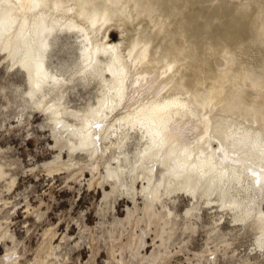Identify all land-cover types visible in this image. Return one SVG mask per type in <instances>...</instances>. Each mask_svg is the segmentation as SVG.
Returning a JSON list of instances; mask_svg holds the SVG:
<instances>
[{
    "label": "bare ground",
    "instance_id": "1",
    "mask_svg": "<svg viewBox=\"0 0 264 264\" xmlns=\"http://www.w3.org/2000/svg\"><path fill=\"white\" fill-rule=\"evenodd\" d=\"M152 1L0 0V56L22 71L23 108L45 116L58 149L45 165L50 172L75 171L73 176L87 168L88 186L101 188L103 204H109L100 209L98 225L105 264H162L176 237L201 225L207 244L224 238L225 222L249 234L263 259L264 111L258 106L264 100L258 87H244L262 73L264 12L255 6L264 0H246L242 8L232 3L228 16L219 0L216 8L202 9L203 19L194 9L184 20L174 18L169 3L162 4L142 23L141 12L155 5ZM112 26L123 36L118 41L109 39ZM255 26L259 31L252 41L243 43ZM198 27L214 35L235 33L212 56L211 37L193 35ZM6 169L0 162V179L9 176L11 188L15 180ZM119 197L132 206H126L123 219L109 222L105 215L115 208L109 200ZM185 199L180 213L178 204ZM203 212L208 221H202ZM151 233L153 248L146 254ZM44 236L36 250L43 259L37 255L30 264L63 256L66 235L57 245L55 231ZM1 240L12 246L0 262L18 264L15 235L0 222ZM98 251L91 247L85 264H96ZM212 253L204 258L207 264L216 262ZM249 255L241 264L250 263Z\"/></svg>",
    "mask_w": 264,
    "mask_h": 264
},
{
    "label": "rangeland",
    "instance_id": "2",
    "mask_svg": "<svg viewBox=\"0 0 264 264\" xmlns=\"http://www.w3.org/2000/svg\"><path fill=\"white\" fill-rule=\"evenodd\" d=\"M174 1L175 0H171V2L169 0H167V2L166 0H153L152 2L155 3V5L148 11L141 12L143 15L141 22L144 23L146 18L150 19L155 15L156 9L162 6V4L167 5L169 3V8L171 6L174 8V18L180 20H184L186 14L192 13L194 9L196 11H194L193 14L196 13V17L198 15L197 18L203 19L202 15L205 16L207 13L205 10L202 11V9H208V7L214 9L217 7L216 4H219V0H206L204 1L205 4L202 3V1L199 3L200 5L197 3L195 4L193 0H176V3ZM142 2L143 1H141L140 4H142ZM247 2L246 0H228V2L224 0L223 4L220 6V10L224 16H228L232 3H235L237 8H242ZM170 3L172 4L170 5ZM194 4L197 6L195 7ZM228 8L229 11H227ZM255 11L259 14L263 13L264 2L255 6ZM180 12L185 15H181L184 18H181ZM201 12L203 13L201 14ZM152 18H154V16ZM242 19L243 18H239L240 21H242ZM256 30H258L257 26L246 31V35L242 42H251ZM209 32V29L202 30L201 27H198L197 31L195 30V33L192 32V34L194 33L193 35L196 38L198 37L197 39H200V36L204 35L207 39L211 37V39H208V42L210 43L211 50H213H210L212 56L219 54L223 43L233 38V34L235 33L233 30L222 32L219 35L212 34V31ZM208 33L211 36L207 35ZM107 34L110 35L109 39L115 41L123 37L121 36L120 30L113 26L108 29ZM262 64L263 67L260 71V73H262L259 74L255 80L253 79L250 82L251 84L249 83L246 88L244 87V91L249 88L255 90V88L258 87L256 91L263 95L264 100V59L262 60ZM24 89L25 85L22 71H19L16 66L11 67L10 65H6V61L3 63V58L0 56V162L4 164V167H7V172L15 180L14 185H12L11 188H7L11 178L7 176L8 178H6V180L0 179V222L15 235L18 245H16L18 256L16 254L12 256V258L17 256L16 259L19 261L18 264L33 263L34 257H37V255L41 256L40 253H36V250L45 237L44 233L47 231H52L53 233V231H55L56 236L54 245H57L61 241L62 235H66V238L64 240L65 243L62 245L63 251L61 250L63 255L61 256L63 257L62 260L61 257H59L58 260L55 257H51V263L85 264L91 256L92 247L93 249L95 248V250H99L98 254L95 256V263L105 264L107 259L106 245L100 237L101 233L98 225L101 219L100 209L106 206L108 207L109 204H103V193L96 183L88 186L87 181L90 179L91 175L87 168H85L83 175L77 173L74 176L73 173L75 171L69 173L64 171L65 168L57 172H50V167L45 164L53 160L58 149L54 147L55 143L52 139L49 127L44 124L46 123L45 116L37 110H27L29 108H23L25 104L23 101L25 98V94L23 93ZM241 97L242 99L245 97L243 99L244 102L250 100L246 92H242ZM77 98L76 96V99ZM81 101L82 100H77L75 103H80ZM258 105L259 104L256 106ZM263 105L264 103H260L258 108L264 111ZM62 153L64 159H66L67 155L65 150H63ZM108 190L109 188L107 191ZM109 201L110 203L113 202L115 207L113 211L109 210L105 215L106 220L109 222L112 221V217L123 219L126 215V206H132V203L128 202L126 198L123 199L119 197L116 201L110 198ZM186 204V199L182 200L178 204V212L183 213ZM204 212V215H202L204 216L202 217L203 222L209 220V213ZM224 225H222V228L224 227V231L227 232L224 238L219 239L214 237L215 239H210L211 241L209 240L210 242L208 241L207 244L206 228L201 225L196 232L191 234L185 233L183 236H178V232V237H176V240L172 242L171 245L173 248L170 247L171 255H168L164 260L165 262L162 264H189V261L191 264H195L200 260L205 264L206 261L204 258L208 256L211 258L212 255L213 257L215 256L212 252L216 254L215 264H241V258L249 254H251L249 257L252 258L249 264H264V258L262 259V256L258 254L259 252H256V249H254L253 239L249 234H244L243 230L237 228L230 229L231 226H229L227 222H225ZM153 236L154 234L151 233L146 237L147 245L144 248V253L146 254L150 253L153 248L151 241ZM156 243L159 244V240H157ZM7 246H12V243L8 240L0 241V257L6 254ZM205 249H210L211 251H206ZM216 249H218V252ZM199 251L202 252L200 253ZM194 252H198V255H195ZM63 253H67V255ZM254 256L256 258H254ZM41 259H43L42 256ZM254 260H258L259 263H255ZM12 262V260H8L6 263L0 262V264H13Z\"/></svg>",
    "mask_w": 264,
    "mask_h": 264
}]
</instances>
